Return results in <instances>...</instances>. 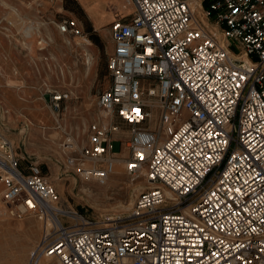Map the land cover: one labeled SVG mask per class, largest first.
<instances>
[{
    "label": "built area",
    "instance_id": "1",
    "mask_svg": "<svg viewBox=\"0 0 264 264\" xmlns=\"http://www.w3.org/2000/svg\"><path fill=\"white\" fill-rule=\"evenodd\" d=\"M129 2L106 25L108 81L95 102L106 123L89 122L84 144L60 152L99 184L119 163L150 185L124 218L61 209L0 131V203L49 222L26 264H264V0ZM55 28L82 36L73 18ZM42 96L56 114L68 98Z\"/></svg>",
    "mask_w": 264,
    "mask_h": 264
},
{
    "label": "rangeland",
    "instance_id": "2",
    "mask_svg": "<svg viewBox=\"0 0 264 264\" xmlns=\"http://www.w3.org/2000/svg\"><path fill=\"white\" fill-rule=\"evenodd\" d=\"M51 1L50 6L42 10L45 0H0V67L4 69L0 71L3 96L0 105L9 114L0 112V131L15 147L23 167L29 162L37 163L44 179L54 188L61 209H72L89 217L124 218L135 195L148 185L141 176H126L118 163L114 169L119 173L115 176L117 180L113 183L114 175H110L106 188V184L67 169L60 160V150L62 154L72 151L77 147V140L79 146L84 144L87 124L100 121L96 95L107 86L105 65L111 53L106 25L110 16L128 14L132 6L128 0H60L57 11L54 0ZM66 17L75 19L82 29V36L52 38L47 24L54 29L55 24ZM38 29L44 38L50 39L45 52L36 50ZM58 50L60 58L55 59ZM11 54L15 56L11 59L12 64L7 58ZM31 76L38 78L35 87ZM27 88L37 89L38 98L45 90L68 96L57 114L51 112L45 101L44 109L51 113L57 126L48 125L49 115L40 111L42 116L37 117L42 126L38 138H33L34 127L25 115ZM60 118H64L67 125L76 127L74 136L63 139L66 145L62 144L61 149ZM24 124L29 128L26 129ZM69 145L72 148H65ZM111 147L113 152L122 153L118 142H112ZM30 148L35 150L31 153ZM125 206L130 207L124 210ZM0 209L4 212L0 215V264H26L29 253L40 240L42 228L47 229L49 222L43 224L34 214L17 216L11 205L0 203ZM12 211L14 213L10 215ZM39 261L43 263L42 258Z\"/></svg>",
    "mask_w": 264,
    "mask_h": 264
},
{
    "label": "crops",
    "instance_id": "3",
    "mask_svg": "<svg viewBox=\"0 0 264 264\" xmlns=\"http://www.w3.org/2000/svg\"><path fill=\"white\" fill-rule=\"evenodd\" d=\"M52 1L51 0H45V4L44 6L41 8L42 10H45L48 6H50V3ZM54 5L56 6V10L59 11L60 10V0H54ZM111 15V14H110ZM111 18L108 20V22L112 19V16H110ZM47 27H48V31L51 35L52 38H55V39H59V36L60 34L57 32L56 28L54 27V29L50 28V26H48L47 24ZM59 35V36H58ZM110 47H112L110 45ZM46 51V49H45ZM44 51V52H45ZM43 52V51H42ZM12 57H14L15 59V56L11 54V56H7L8 58V62L10 64H12L13 62H11V59H13ZM57 58H60V50H58V56H56L55 59ZM46 61V60H45ZM32 68V72H35V68L34 67H31ZM31 78L35 81V82H32L34 84V87L36 86V84H38V78H35V76H31ZM32 88V87H31ZM33 89V88H32ZM32 89H29L27 88L25 90V94H26V101H27V106L25 107V109L27 110L25 112V115L28 116V118L31 120L32 122V127H34L31 131L32 135H33V138L34 137H37L40 136V132H39V127L42 126V122L40 120V118H38L37 116H42V114L40 113V111L42 112H45L47 115H49V119L48 121L46 122L48 125H52V126H55V123H54V120L52 119V117L50 116L51 113L47 112L45 109H44V104H45V99L44 97L42 96V94H40V98H38V94H37V89L35 91L32 90ZM51 91V90H49ZM2 93H0V99H2ZM1 106V105H0ZM1 108H3L1 106ZM4 109V108H3ZM6 110V109H5ZM14 110H18L16 108H14ZM42 112V113H43ZM8 114V113H7ZM9 115V114H8ZM25 128L28 129L29 127H27L26 124H24ZM60 144L63 142V139L67 136H74L73 135V129L76 128L72 125H67L65 123V120L64 118H60ZM59 131V130H58ZM119 137L121 138H124L126 137L125 134H121L119 135ZM41 138V137H40ZM42 139V138H41ZM38 140V139H37ZM81 141V140H80ZM77 145H79V140L76 141ZM32 147V146H31ZM41 147V146H40ZM32 149V150H31ZM35 149L34 148H30L29 151L32 153ZM41 150H43V147H41ZM37 151V149H36ZM39 151V150H38ZM122 153H123V150H122ZM122 153L120 152L118 155H122ZM60 160H63V155L61 154L60 152Z\"/></svg>",
    "mask_w": 264,
    "mask_h": 264
},
{
    "label": "bare ground",
    "instance_id": "4",
    "mask_svg": "<svg viewBox=\"0 0 264 264\" xmlns=\"http://www.w3.org/2000/svg\"><path fill=\"white\" fill-rule=\"evenodd\" d=\"M129 1V0H128ZM130 3V2H129ZM60 35H62V34H60ZM36 36H38L39 38H44L43 36H42V34L40 33V31H39V29H38V31L36 30ZM62 36H66V35H62ZM45 40H46V44L48 45V40H50V39H48L47 40V38H44ZM90 58V57H89ZM88 58V59H89ZM90 60V59H89ZM12 70H14L15 71V68H13ZM0 71H4V69L2 68V67H0ZM1 100H0V104H1ZM98 118H100L101 119V122H102V125H105V123H106V118H105V116H104V113L102 112V111H100L99 110V114H98ZM65 148H72V146L71 145H69V146H65ZM64 155L66 154L65 152L63 153ZM85 164H87V165H89V163L88 162H83V165L84 166H87V165H85ZM115 169V168H114ZM81 173V175H85V176H88V177H91V178H95V174H93V173H91V172H80ZM113 175H114V177H113V183H115L116 182V180H117V178H115V176L116 175H118L119 173H118V171H113V173H112ZM136 176H140V175H136ZM134 177V176H133ZM83 178V177H82ZM86 179V178H85ZM107 182H108V178L104 181V183H102V185H105L106 184V188H108L109 187V184L107 185ZM148 185H150V184H148ZM136 186V185H135ZM140 188V186H136V188ZM84 188V187H83ZM130 205H131V203H130ZM121 206V205H120ZM123 207V206H122ZM129 207L130 206H125L123 209L125 210V209H129ZM11 212V211H10ZM14 212L12 211V213H10V215H12ZM0 215H4V212L0 209ZM42 259H43V263L44 264H47L50 260H51V257H41Z\"/></svg>",
    "mask_w": 264,
    "mask_h": 264
}]
</instances>
